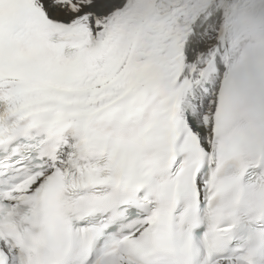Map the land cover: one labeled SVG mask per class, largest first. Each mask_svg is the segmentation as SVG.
Wrapping results in <instances>:
<instances>
[{
    "label": "snow or ice",
    "instance_id": "snow-or-ice-1",
    "mask_svg": "<svg viewBox=\"0 0 264 264\" xmlns=\"http://www.w3.org/2000/svg\"><path fill=\"white\" fill-rule=\"evenodd\" d=\"M0 264H264V0H0Z\"/></svg>",
    "mask_w": 264,
    "mask_h": 264
}]
</instances>
